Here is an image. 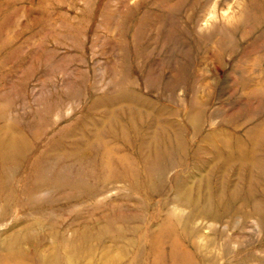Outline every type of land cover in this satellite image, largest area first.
<instances>
[{
    "label": "rangeland",
    "instance_id": "rangeland-1",
    "mask_svg": "<svg viewBox=\"0 0 264 264\" xmlns=\"http://www.w3.org/2000/svg\"><path fill=\"white\" fill-rule=\"evenodd\" d=\"M12 138L0 254L171 264L177 243L193 264H264V0H0Z\"/></svg>",
    "mask_w": 264,
    "mask_h": 264
},
{
    "label": "bare ground",
    "instance_id": "bare-ground-1",
    "mask_svg": "<svg viewBox=\"0 0 264 264\" xmlns=\"http://www.w3.org/2000/svg\"><path fill=\"white\" fill-rule=\"evenodd\" d=\"M138 136H139L138 134H135L133 137L135 139H138L139 138ZM1 140H0V147L2 148V152L4 154L3 158L5 160V164L2 168L3 173L0 174V191H4L5 190L4 187L7 186V184L10 182V178L12 176V174L10 173L11 169H8L9 167H7V166L10 165L14 169L15 164L19 161V158L25 152L26 147L23 146L22 141L19 142L14 138H12L10 140H5V139H1ZM10 150H12V151H10ZM110 158H112V159H108L106 161V163L110 164V166L111 165L114 166L117 164L128 165V164L133 163V161H131L130 158H128L126 155H121L118 153L115 154L114 157H110ZM162 162L163 161L159 159L158 163H162ZM43 163H44V161H42L40 163V165H43ZM108 170H112L111 167H109ZM11 188H10V191H11ZM183 197H184L183 198V205L184 206H188L189 204L190 205L195 204L194 203L195 200L192 197V194L189 191H187V189H185L183 191ZM179 225H180V223H178L176 219H170L168 222H166L163 226V233L160 234L159 236H156L157 238L153 243L155 248L157 247V245L162 246L164 244V242H165V239L163 238L164 233L172 232ZM159 239H163V240L159 241ZM14 243H17V242L14 241ZM11 247H12V245H11ZM11 247L6 248L4 254H0L1 258L5 259L4 264H31V262L26 263L24 261H21V259L18 258L15 250L10 249ZM63 248H64V241L60 242V245H59L60 251H62ZM82 254H83V252H80L79 255H82ZM165 257H166V254L164 255V258H162L160 255L156 256V258L153 260V264H162ZM40 258L44 259L43 264H59V263L63 264V261L59 258V255L55 256L54 258L48 257L46 259L45 254L41 252ZM170 259H171V264H193L192 256L188 252L183 250L177 243H174L172 245V252L170 254ZM58 260H59V263H58Z\"/></svg>",
    "mask_w": 264,
    "mask_h": 264
}]
</instances>
